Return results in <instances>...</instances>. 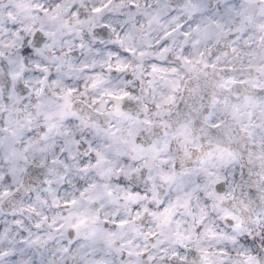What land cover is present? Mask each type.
<instances>
[{"label":"clouds","instance_id":"obj_1","mask_svg":"<svg viewBox=\"0 0 264 264\" xmlns=\"http://www.w3.org/2000/svg\"><path fill=\"white\" fill-rule=\"evenodd\" d=\"M0 264H264V0H0Z\"/></svg>","mask_w":264,"mask_h":264}]
</instances>
